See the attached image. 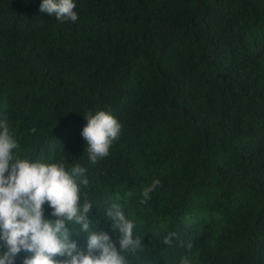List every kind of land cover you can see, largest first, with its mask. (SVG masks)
Masks as SVG:
<instances>
[{"label": "trees", "instance_id": "1", "mask_svg": "<svg viewBox=\"0 0 264 264\" xmlns=\"http://www.w3.org/2000/svg\"><path fill=\"white\" fill-rule=\"evenodd\" d=\"M74 2L78 20L61 23L42 0H0L16 154L84 167L93 227L118 245L104 207L119 203L142 238L131 264H264V0ZM99 110L122 132L93 164L82 130ZM71 239L87 250V233Z\"/></svg>", "mask_w": 264, "mask_h": 264}, {"label": "clouds", "instance_id": "2", "mask_svg": "<svg viewBox=\"0 0 264 264\" xmlns=\"http://www.w3.org/2000/svg\"><path fill=\"white\" fill-rule=\"evenodd\" d=\"M75 9L74 0H42L40 5L42 12L61 23L77 21ZM85 116L82 137L87 142L88 159L95 164L110 154V148L120 138L122 124L110 111L88 112ZM19 148L10 121L6 116L0 118V264H15L22 250L32 254L25 257L23 264H131L130 257L138 256L143 241L134 235V222L126 217L120 204L104 207L118 234L117 245L106 231L94 228L88 216L93 203L82 196V186L89 184L84 167L74 165L69 169L60 161L20 158L15 152ZM160 184L161 180L155 178L144 188L141 203ZM45 202L55 219L46 218ZM77 226L78 230H74ZM74 231L88 234L87 250H81L71 239ZM175 238L177 234L170 233L163 243L171 246ZM181 264L190 262L184 259Z\"/></svg>", "mask_w": 264, "mask_h": 264}]
</instances>
